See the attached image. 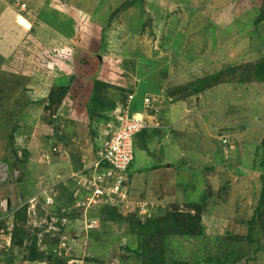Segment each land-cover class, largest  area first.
Returning <instances> with one entry per match:
<instances>
[{
	"label": "rangeland",
	"instance_id": "rangeland-1",
	"mask_svg": "<svg viewBox=\"0 0 264 264\" xmlns=\"http://www.w3.org/2000/svg\"><path fill=\"white\" fill-rule=\"evenodd\" d=\"M2 1L16 2L18 10L30 2L39 8L29 9L35 13L32 34L26 32L9 59L0 57V224L13 225L12 235H4L13 244L1 250L0 263L26 257L36 211L48 221L39 192L64 199L61 187H68L73 201L80 197L69 176L105 136L91 133L85 110L94 78L123 92L138 86V98L148 91L163 99L162 127L136 144L125 175L131 201L159 206L156 217L193 213V204H205L208 236L246 233L242 221L252 215L263 171L264 81L249 73L264 55V20L255 21L264 0ZM10 70L15 78H8ZM135 94L131 101L139 102ZM53 144L66 150L62 157L51 152ZM155 164L159 169L150 168ZM71 206L73 211L60 208L63 215L47 207L65 234L57 235L56 247L46 242L35 264H144L146 250L163 251L162 264H207L205 258L216 253L208 238L168 235L157 232V223L111 220L98 209L84 215ZM24 207L25 224L9 218ZM86 218L99 222L88 228ZM259 233L261 249L252 254L256 245L240 244L234 250L244 255L235 264H264Z\"/></svg>",
	"mask_w": 264,
	"mask_h": 264
},
{
	"label": "trees",
	"instance_id": "trees-1",
	"mask_svg": "<svg viewBox=\"0 0 264 264\" xmlns=\"http://www.w3.org/2000/svg\"><path fill=\"white\" fill-rule=\"evenodd\" d=\"M62 1H66V0H62ZM264 20V2L262 5V9L260 14L257 16L256 18V22L259 23L261 21ZM34 31V28H32V30L30 31L31 33H29L30 35L32 34V32ZM102 37V36H101ZM102 39V38H101ZM12 71V74H9L8 78L12 79L11 77H16L17 74L14 73L15 70H10ZM249 75H252L253 78H257V79H261L262 81H264V55L259 58V60L256 61V63H254L253 65V69L251 71V73H249ZM0 85L2 84V81H0ZM134 88H126L124 90V92L122 90H118L117 88H114L113 86H110L108 83L103 82L102 80H99L97 78H94V80H92V87H91V93L90 96L88 98V100L85 102V110H86V114H87V118L90 121L89 123L92 124V128H91V133L93 135H97L98 133H102L104 135V132L107 130L106 127L105 129H103L102 125L105 126V124L111 122L114 123V125L116 124V120L114 118V113L116 110L118 109H125V107L131 106L130 114H133L135 112L138 111V105L142 107V104L144 102V97H140L139 102H133L130 101L128 103V99L129 96H131V100L133 99V94L134 93ZM0 91H2V89L0 88ZM148 92V91H147ZM153 92H158V91H153ZM167 98H170V101H172L173 97H169V95H166ZM136 94H135V100H136ZM2 98V97H1ZM0 98V99H1ZM54 97H52V95L48 98V101H50L51 103H54ZM42 101V100H41ZM48 107V106H46ZM59 107V106H58ZM141 112V110H140ZM11 117H13L14 115L11 114ZM9 117V116H8ZM160 119H162L161 117H159ZM98 128V129H97ZM153 129H151L150 131H152ZM98 131V132H97ZM146 132H149L147 129L143 130L141 132H139L137 135H135L134 138V144H133V159L134 160V152H135V148H136V144L139 141H142V137L147 134ZM11 136V133L9 134V138ZM60 139L58 140V143H60ZM54 146H56L55 144H53ZM52 145V147H54ZM261 147H262V155L264 157V137L261 141ZM51 147V148H52ZM100 149V145H99V139L97 142V145L94 146L93 151L90 153H85L83 155H81V157L79 158V160L77 161V164L74 166V169H79L82 164H81V158L86 157L88 159H95L97 157V152ZM54 155H57L56 153H53ZM132 161L130 162L128 168L126 169V174L127 176L130 175V171H131V164ZM261 167H263V171L259 176V180H260V186H259V195H258V200L255 201V205L253 206V210H252V215L250 216L249 219L243 220L242 224L244 226H246V233L243 235H239V234H232L230 232H225L223 237H219V236H215V237H210L207 235L206 233V228L205 225L203 224V218H204V212L203 210L205 209V204H193L192 207H194V212L193 213H184V212H180V211H170L169 213L163 215V216H157V213L159 214V209L160 207H156L155 209H149L148 210V214L144 215V217L142 218V216L137 215V213L135 211L133 212H127V213H123L124 211L122 209H120L119 207H110V206H106L103 208L98 209L99 213H102V215L104 216L103 218H105V216H110L109 219L111 220H126V218L128 217H133L136 218V221L145 226V225H155L157 223V225L159 224V228L157 232H162V233H167L168 235H175L178 237H188V238H192V239H206L208 238V240L214 244V248L216 249V253H214L212 256H207L205 258V262L207 264H235L238 262L239 258H241L240 255H244L239 253V255H237V252L235 247H239L240 244H246V247L250 248L253 247L254 245H256V247L254 248V250H251L250 252L252 254H256V252H258L261 249L260 246V239L261 238V233H263L262 235H264V232L260 231V228L263 227L262 224H264V158L262 159V161L260 162ZM151 169H159V166L157 164H155L154 166L150 167ZM61 187V185H59ZM62 191L65 193V197L64 199L61 198L60 196L58 197V200H55V204L54 209H55V213H58V209H59V214L63 215L61 213L60 208L62 209V207L65 208V210H67L68 208L71 207V205H73L74 201L73 198L71 197V195L69 194L68 190H70V188H63L61 187ZM69 194V195H68ZM59 201V203H58ZM60 205V206H59ZM59 206V207H58ZM25 207L23 208L21 214H19V212H17V214L15 215V218L17 220L22 221V223H26V213H25ZM73 211V209H72ZM69 214V212H68ZM67 212L64 213V215H68ZM101 215V214H100ZM100 215L98 216L100 218ZM101 215V216H102ZM124 216H126V218H124ZM67 217V216H66ZM14 232H13V236L14 239L17 240V235L19 232V227L16 224L17 222L14 220ZM146 227V226H145ZM63 229V228H62ZM61 229V231H62ZM160 229H162V231H160ZM47 235H45L44 241L47 242L49 249L52 248L53 246L56 245L58 239H56L58 236L56 237H52L50 240H47ZM32 240H30V244H29V250L28 253L26 255V257L24 258H28L29 260H35L36 256H44L43 250L42 251H38L39 248L37 247V236L36 234H33L31 237ZM56 241H53L55 240ZM220 246L225 247L224 249L220 250ZM45 249L47 250V245L45 244ZM220 250V252H219ZM238 250V249H237ZM222 253V255H220ZM146 257V261L143 259L144 264H162V258H163V251L158 250V251H153V250H146L143 251V257ZM7 264H10L11 260L7 261ZM64 263V262H63ZM65 264V263H64ZM177 264H186V263H177Z\"/></svg>",
	"mask_w": 264,
	"mask_h": 264
},
{
	"label": "built area",
	"instance_id": "built-area-1",
	"mask_svg": "<svg viewBox=\"0 0 264 264\" xmlns=\"http://www.w3.org/2000/svg\"><path fill=\"white\" fill-rule=\"evenodd\" d=\"M129 96L128 103L131 101ZM170 101V99H169ZM163 99L157 96L152 97L150 94L144 96V102L142 104L143 113L135 112L130 114L129 106L125 109H118L115 111L114 118L116 124L107 123L105 136L99 143L100 149L97 152L95 159H88L86 157L81 158L82 166L79 169L73 170L69 179H73L76 182L77 190L81 193L80 197L74 200L73 205L75 207L83 208V212H88L91 209H100L106 206L119 207L124 212L135 211L137 215L144 217L148 214V205L142 202L131 201L129 197V191L126 184V169L133 159V144L135 135L143 130H150L159 128L160 111L159 103L161 104ZM151 114H149V113ZM150 115V117H148ZM52 153H56L58 156L63 155L64 149L60 146H54L51 148ZM40 196L44 197V203L40 204L44 210V218H49V228L58 231L55 222L57 217L50 214L47 207L55 204L53 194H47L45 192H39ZM73 206H71V211ZM65 210V209H64ZM39 215V212H35V217ZM38 218V217H37ZM40 218V216H39ZM89 221L92 223L90 224ZM44 222L42 219H38V225ZM99 222V219L91 220L84 219V223L88 224V228H91L94 223ZM64 222H62L63 224ZM13 225L8 221L5 226L0 224V257L7 246L11 245V232ZM8 235L7 238L4 235ZM73 262L67 260V264ZM3 264V263H0ZM19 264H28L23 260Z\"/></svg>",
	"mask_w": 264,
	"mask_h": 264
},
{
	"label": "crops",
	"instance_id": "crops-1",
	"mask_svg": "<svg viewBox=\"0 0 264 264\" xmlns=\"http://www.w3.org/2000/svg\"><path fill=\"white\" fill-rule=\"evenodd\" d=\"M23 2H26V1H23ZM35 4L36 3L30 2L27 4V7L24 6L22 7V9L20 7L18 10V6H16V2H11L10 5L5 4L3 1L0 3V26L3 23L5 24L7 23L10 25V26L8 25L7 31L6 29L0 30V57L4 59H9L14 54L16 47H18L21 44L22 42L21 40H23L24 37L26 36V32L29 33V31L31 30V27L33 26L32 24L35 23L34 18L32 19L31 17L35 13H32V12L30 13L29 9L30 11H32L33 6L34 8H39V5L38 4L35 5ZM26 8L28 11L26 10ZM2 9L3 11H1ZM6 14L7 16L5 17ZM20 19L28 23L29 26L28 27L24 26L23 23L20 22ZM14 27H16V29ZM58 28H61V27H58ZM137 87L138 86H136L135 91ZM142 92H143L142 94L143 97L145 95L150 94L149 92H146V91H142ZM157 93H160V91H158ZM139 98L136 97V99H139ZM102 127L103 129H105L106 124L105 126L102 125Z\"/></svg>",
	"mask_w": 264,
	"mask_h": 264
},
{
	"label": "clouds",
	"instance_id": "clouds-1",
	"mask_svg": "<svg viewBox=\"0 0 264 264\" xmlns=\"http://www.w3.org/2000/svg\"><path fill=\"white\" fill-rule=\"evenodd\" d=\"M167 101H169V99H166ZM160 127H162V126H160ZM159 127V128H160ZM159 128H156V129H159ZM151 130V129H150ZM153 130H155V129H153ZM66 151V150H65ZM81 161V160H80ZM27 202H28V200H27ZM14 213H12L11 215H10V217L9 218H15V216L13 215ZM56 216V215H55ZM36 220V221H35ZM50 220H49V218H48V221L47 222H42L41 224L39 223V225H38V218L37 217H35V219L32 221V222H35L37 225H35L34 226V229H33V232L34 233H36V236H37V234H39V233H41V234H43V235H47L48 234V236L49 237H47V238H49V239H51L52 237H55V236H59V235H61V233H62V231H61V229L59 230L58 229V231H55V230H53V229H50L49 228V222ZM58 221V220H57ZM57 221L55 222V226H57L58 227V224H57ZM12 222H14V220H12ZM26 222H27V219H26ZM15 224V223H14ZM2 226H5V224L4 225H2ZM73 233H74V231H72ZM62 234H65V232L64 233H62ZM44 238H45V236H42L41 237V239H38L37 238V247L39 248V246L41 247V244H43L44 246H45V244H46V242L44 241ZM48 240V239H47ZM12 241V240H11ZM39 241H40V243H39ZM57 243H58V241H57ZM57 243H56V245H57ZM12 244H13V241H12ZM39 244V245H38ZM56 245H55V247H56ZM41 250H46V249H41V248H39V251H41ZM3 254H4V252H3ZM2 257H0V259H1ZM23 260H25V261H27V263L28 264H35L34 263V261L33 260H29L28 258H24V257H15V258H13V262H10V264H19V263H21ZM7 264V263H6Z\"/></svg>",
	"mask_w": 264,
	"mask_h": 264
},
{
	"label": "bare ground",
	"instance_id": "bare-ground-1",
	"mask_svg": "<svg viewBox=\"0 0 264 264\" xmlns=\"http://www.w3.org/2000/svg\"><path fill=\"white\" fill-rule=\"evenodd\" d=\"M140 114H142V111L140 112ZM163 121L159 118V125L162 126Z\"/></svg>",
	"mask_w": 264,
	"mask_h": 264
},
{
	"label": "water",
	"instance_id": "water-1",
	"mask_svg": "<svg viewBox=\"0 0 264 264\" xmlns=\"http://www.w3.org/2000/svg\"><path fill=\"white\" fill-rule=\"evenodd\" d=\"M73 234V232L71 231V235Z\"/></svg>",
	"mask_w": 264,
	"mask_h": 264
}]
</instances>
